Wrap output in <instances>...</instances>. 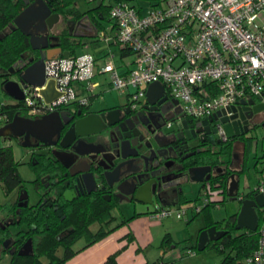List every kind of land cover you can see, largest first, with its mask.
<instances>
[{
    "label": "built area",
    "instance_id": "obj_1",
    "mask_svg": "<svg viewBox=\"0 0 264 264\" xmlns=\"http://www.w3.org/2000/svg\"><path fill=\"white\" fill-rule=\"evenodd\" d=\"M109 17L111 30L99 31L98 40L129 51L131 60L120 69L110 50L100 68L90 53L46 60V81L54 82L59 95L46 103L43 88L27 87L22 103L28 117L88 105L89 97L79 96L76 85L92 94L99 86L93 82L97 68L111 89L132 103L144 100L149 85L159 82L192 119H207L242 100L264 96V0H157L145 13L140 5L121 1L112 5ZM9 117L0 105V129L10 122ZM216 131L220 139H227L219 121ZM254 190L264 194V182ZM236 199L241 202L244 196L236 195ZM201 201L202 206L194 203L191 208L156 203L149 216L158 222L183 220L189 209L199 214L218 196L205 190ZM261 215L256 248L245 264H264V207Z\"/></svg>",
    "mask_w": 264,
    "mask_h": 264
},
{
    "label": "flooded vegetation",
    "instance_id": "obj_2",
    "mask_svg": "<svg viewBox=\"0 0 264 264\" xmlns=\"http://www.w3.org/2000/svg\"><path fill=\"white\" fill-rule=\"evenodd\" d=\"M62 22L66 23V27L63 29H67L74 39H80L81 36L87 35V30H89V33L92 32L89 27V21L86 19L77 23L63 20ZM54 27L48 31L47 36L50 38L49 43L51 47L58 48L57 35L60 31L54 32ZM24 64L22 62L19 65L22 67ZM7 79L16 80L17 75L7 76ZM253 100H255L256 104L259 103L256 98H253ZM176 102V100L172 99L165 92L162 97L153 98L152 102H149L145 98L137 103H132L126 98L123 103L103 106L99 109H92V106L88 104L86 106L73 105L67 108L52 110L46 115L56 112H67L68 114L62 126L59 128V132H55L56 134L50 140L51 144H45L34 137H30L27 140L29 147H24L29 155V167L34 174V179L31 181V184L35 194V200L31 201V195L26 189L25 184V188L12 192L14 193V201L7 203L16 205L18 209L16 211L17 213L23 208L36 210L39 207L46 206L43 210L52 209V211L57 212L59 215L62 212L59 205L60 199L71 204L86 196L97 197L101 202L114 205L115 209H119L124 204L135 206L139 204L136 201L137 199H148L149 197L156 204L164 201V199L170 198L173 192H177L182 182L190 178L188 170L191 167H207L188 166V160L199 153L209 151L212 147L229 142L238 143L243 147L246 139L252 138L251 132L260 124L264 123V111L253 114L252 118L248 120V133L235 137L234 139L227 137L226 140H223L217 135L216 126L218 122L215 121L209 123L207 127H195L194 131L190 128L187 131L183 129L185 125L182 122H186L187 126L190 127L195 123L194 120L196 119L185 116L179 102ZM259 115H263L261 123L253 125V120L259 117ZM88 116H95L92 117L93 120L101 121L98 132L79 136V134L90 133L93 130L91 128H80L77 130L74 126L77 121ZM22 117L31 120L39 118ZM162 129H166L168 132L167 136L162 133ZM197 130L200 132L198 133ZM152 131H155L154 135H152ZM186 132H189L187 136L192 137L191 140H187ZM154 136L157 137V142L160 144V147L153 140ZM9 138H15L21 146L25 142L23 136H10ZM121 143H123L125 152L127 153H134V149L136 151L138 149L140 156L144 153H147L149 156L145 145H151L155 151H158L162 155V159L158 158V160H155L156 165L149 161L146 162L150 169L156 166L155 175L149 176L148 178L143 176L145 175L144 160L139 156L135 157L134 164L129 163L127 167L131 170H137L141 166L143 170L132 173L126 178L130 182L122 188L123 193L118 189V184L110 186L105 178V168L108 165L106 159L108 160L110 158L109 153H112L111 146ZM87 150L103 152L78 156V153H85ZM127 160L129 161L131 158ZM80 170H85L92 175L89 179L91 183L87 186H82V188H78L75 183L78 176L75 173ZM158 170H160L159 173ZM215 171V169H212L211 176ZM152 172H154V169H152ZM148 181L151 182L147 185L146 192L138 196L132 193V190L135 188L138 189L139 186ZM161 182H163L162 187L165 186L166 189L168 187L167 196L160 194L158 184ZM61 189H63V192L59 196ZM67 191L72 193L66 198L64 197V193ZM256 195L257 193H254L251 197L245 199H252ZM136 197L138 198L136 199ZM260 210L262 211V208L256 209L257 220L259 219ZM3 215V222L5 227H7L11 224L10 217L6 214ZM9 229L13 234L16 233L14 228L9 227ZM217 231L226 232L224 229H217ZM11 243L12 239L4 241L3 248L8 249ZM22 252L25 254L31 252L30 240L24 243ZM7 260L8 256L3 261L6 262Z\"/></svg>",
    "mask_w": 264,
    "mask_h": 264
},
{
    "label": "trees",
    "instance_id": "obj_3",
    "mask_svg": "<svg viewBox=\"0 0 264 264\" xmlns=\"http://www.w3.org/2000/svg\"><path fill=\"white\" fill-rule=\"evenodd\" d=\"M37 0H30L31 3ZM53 14H58L63 21L79 22L88 20L91 33L74 39L67 29L60 30L57 35L58 48L63 52L68 51L69 56L75 54L86 39H95L104 24H112L109 17V10L113 4L121 1H128L132 4L136 0H95L94 5L86 11H81L78 0H43ZM90 3L88 0H85ZM26 5L23 0H0V75L7 80V73L10 69H18L20 63H28L37 53L32 51L29 38L23 35L18 29H14L13 21ZM121 55L128 56L130 52L122 50ZM61 56V55H60ZM59 56V57H60ZM2 109L9 113L10 122L16 115L27 116L26 107L22 101L15 104H2ZM253 138H248L243 145V163L238 168L234 167V144L229 142L210 148L205 153H199L188 160V166H207L215 169L211 178L205 183L204 188L214 192L218 201H213L202 210L205 213L206 224L204 229L215 227L224 229L226 234L217 242L209 243L205 250H214L222 256L220 264H245V259L254 251L257 244V232L246 229L236 230L237 213L227 217L220 222H214L211 217L210 208L221 205L229 197L230 177L238 176L246 172L245 162L248 153L252 150ZM19 164L15 161L13 151L9 145L0 146V185L3 193L8 196L15 190L25 188L26 181L22 178ZM220 169V171H218ZM63 189H61L59 196ZM181 193V192H180ZM256 191H251L245 198L251 197ZM182 194V193H181ZM236 198V197H235ZM231 199V198H230ZM61 214L39 207L33 209H20L17 213V206L10 203L0 204V214L10 217L11 224L5 227L0 221V264H66L75 255L73 246L84 240L86 245H91L108 235L112 230L106 228L115 221L112 213L115 206L104 203L97 197H83L75 203H66L60 199ZM259 212L258 225L262 217ZM93 225H98L96 232L91 230ZM121 224L117 225L120 226ZM9 227L16 231L13 234ZM12 239L8 249L3 248V242ZM31 241V252L23 253L24 243ZM179 244L173 242L169 234H166L160 244L163 252L178 248ZM193 249L197 253V246ZM62 254L59 255V251ZM8 260L4 262V258ZM117 254L107 258L103 264H117ZM153 264H161L160 261Z\"/></svg>",
    "mask_w": 264,
    "mask_h": 264
},
{
    "label": "water",
    "instance_id": "obj_4",
    "mask_svg": "<svg viewBox=\"0 0 264 264\" xmlns=\"http://www.w3.org/2000/svg\"><path fill=\"white\" fill-rule=\"evenodd\" d=\"M23 1L26 7L14 19L13 28L18 29L23 35L29 38L31 49L37 53V57L36 59L35 57L31 58L28 63L24 64L19 69H10L7 76L11 77L13 75H17L16 80H6L2 77V75H0V79L2 78V80H0V91L3 92L5 96L13 99L14 101L20 102L24 99V90L27 87L30 86L43 88L41 90V95L44 101L46 103H51L58 97L59 94L55 91L54 82L51 80L46 81L45 61L60 55L64 58L69 57L68 51L63 52L60 48L51 47L49 43L50 38L47 36L48 31L59 23L60 17L58 14H53L43 0H37L33 3H31L30 0ZM164 93V87L159 82H154L147 88L146 99L149 102H152L153 98H160L164 95ZM263 98L264 96L257 99L259 102L258 104H256L255 100L253 99L242 100L238 103V105L232 106L227 110H221L210 118L194 120L196 124L194 123L190 127L187 126L186 122H182L185 125L183 129H186L187 131L190 128L194 131L195 127H207L209 123L219 121L223 124L227 137L234 139L235 137L248 133V120L252 118L253 114H258L264 111ZM176 103H178V101ZM227 113H231V115L227 116ZM67 114V112L50 113L48 115L41 116L36 120H31L20 115H16L10 123L0 129V136H23L25 140V142L22 143L23 147H29L27 140L30 137H34L37 140L50 145V140L57 132H59V128L62 126ZM92 117L95 116H88L75 123L74 126L77 130L80 128H91L94 130H92L90 133L79 134V136L98 132L101 121L93 120ZM106 120L108 121L107 117ZM197 132L199 133L200 131L197 130ZM151 133L154 135L155 131H152ZM162 133L165 136L168 135L166 129H162ZM187 133L189 132H186V136ZM191 139L192 137L187 136V140ZM153 140L160 147L156 136L153 137ZM145 148L148 150L149 156L147 153H144L142 156H140L138 149L137 151L134 149V153H127L125 152L123 143L111 146L112 153H109L110 158L108 160L106 159L108 165L105 168V178L110 186L118 184V189L121 191V193H123L122 188L130 182L126 178L132 173L141 172L143 170L141 166H139L137 170H131L129 167H127L129 163L134 164V158L138 156L141 157V159H143L145 162V175L143 176L148 178L149 176L155 175L156 166H153V168L151 167L150 169L146 162L149 161L156 165L155 160H158V158L162 159V155H160L158 151H155L151 145H145ZM102 152L87 150L85 153H78V156H86L91 153L99 154ZM128 158H131V160L128 161ZM152 169H154V172H152ZM211 171L212 169L210 167H191L188 170V174L190 175L188 180L192 182L208 181L211 178ZM159 172L160 170H158V173ZM75 175H78L75 180L76 186L78 188H82V186H87L91 183L89 179L92 175L89 172L80 170L77 171ZM150 182L151 181H148L145 184L139 186L138 189L135 188L132 190V193H134L136 196L143 194V192H146V187ZM162 184L163 182L158 184V189L161 192L160 194L162 196H167L168 187L166 189L165 186L162 187ZM237 191L238 180L234 175H232L229 182V197L231 199H235ZM71 193L72 192L69 191L65 192L64 197L67 198V196ZM137 198L138 197H136V199ZM136 201L145 205H154L150 197L148 199H137ZM263 207L264 194H257L252 199L243 200L237 213L235 229H246L255 232L258 226L256 209ZM225 234L226 232L217 231L215 227L204 229L200 232L198 237L197 251H204L210 242L218 241Z\"/></svg>",
    "mask_w": 264,
    "mask_h": 264
},
{
    "label": "rangeland",
    "instance_id": "obj_5",
    "mask_svg": "<svg viewBox=\"0 0 264 264\" xmlns=\"http://www.w3.org/2000/svg\"><path fill=\"white\" fill-rule=\"evenodd\" d=\"M135 2L137 5H140L142 7L143 12L145 13L148 12L152 8V6L156 4L157 0H136ZM77 4L81 11H86L88 8H91L94 5V3H87L85 0H78ZM65 27L66 23L62 22V19H60L59 24L54 27L53 31L58 32ZM85 42L91 43L89 42V40ZM98 43L101 47L107 48V45L103 44L101 41L97 42V44ZM111 50L114 52L116 58H119V48L116 46H112ZM86 52H92V49H85L84 47L79 48L76 50L75 54L79 55ZM99 98V100L94 99L95 101H92L95 108L100 107L101 105L105 106L123 103L126 99V96H122L118 92L112 90L104 92L103 96ZM12 102L13 100L11 98L5 96L3 92L0 91V105ZM262 116L263 115H259V117L254 119L253 125H255L256 123H261ZM251 137L253 138L252 150L248 153V157L245 162L247 170L246 172L240 173L238 175V193L239 195L244 196L248 195L251 191H253L255 187L260 183V181L264 179V173L260 174L264 164V123L260 124L251 132ZM0 144H6L11 146L15 161L19 164V172L24 181H26V189L31 195V201H34L35 194L32 190L33 188L31 184V181L34 179V174L29 167L28 153L15 138L10 139L9 136L4 139V143L3 140L0 138ZM242 153V145L235 143V158L233 165L236 168H238L240 164L243 163ZM255 168L258 170V172H256ZM199 185L200 184L189 180L182 182L179 188H182V192L185 194V196H187L189 200L192 201L183 203L179 206L191 208L194 203L202 206V197H199ZM171 198L168 199L170 200ZM9 201H14V193H11L10 195L6 196L3 193L2 186L0 185V204L3 205ZM240 205L241 203L237 199L226 198L225 202L220 205V208H210V213L212 214L214 220L222 221L223 219H226L227 217L234 215L236 212H238L240 209ZM135 207L138 211L141 210L144 213L151 212L153 210V207L151 205L137 204L134 206L124 204L119 207V209H116L114 211V215H116L118 219L121 215L127 216L134 211ZM193 214V211L189 209L186 217L183 220L169 218L163 221L166 229H168V232L170 233V237L172 238L173 242H177L179 244L178 247L182 246V248H184L186 245H188V243L186 242L190 241V239L197 240L200 229L204 225L205 213L197 214L196 216H194V218ZM2 219H4V215L0 214V221H2ZM98 229V225H93L91 227V230L93 232H96ZM182 248L180 247L179 249L181 250ZM61 254L62 251L60 250L59 255ZM221 260L222 256L217 255L214 250H206L202 252L198 251L194 257L187 258L185 262H182V264H220Z\"/></svg>",
    "mask_w": 264,
    "mask_h": 264
},
{
    "label": "crops",
    "instance_id": "obj_6",
    "mask_svg": "<svg viewBox=\"0 0 264 264\" xmlns=\"http://www.w3.org/2000/svg\"><path fill=\"white\" fill-rule=\"evenodd\" d=\"M111 27H112V24H104V28L101 30H104L107 28L111 30ZM87 31H88L87 34H89V30ZM87 40H89V42L91 43L85 42ZM85 41L83 42V45L80 48H83V47L85 49L91 48L92 52H86V53H90L95 56L98 62V66H99L97 67L100 68L103 57L106 55L108 50L112 51L111 48L113 45L106 44L108 48L107 49L105 47H101L99 43L97 44V42H99L98 38L86 39ZM102 43L105 44L104 42ZM130 60H131L130 55L122 57L120 50H119V58H116L115 56L116 65L120 69H123V64L126 62H129ZM98 68L96 70V74L93 79V82L98 83L99 86L93 89L92 94H88L87 92H85L81 85H76V89L78 91L79 96L89 97V105L92 106V109H99L104 106V105L103 106L101 105L100 107L95 108L92 102V101H95L94 99L99 100L100 99L99 97H102L104 92L112 91L107 77L99 74ZM15 103L16 101L13 100L12 103H6V104H15ZM105 106H111V105H105ZM2 137H4L2 139L4 143V139L7 138V136H0V138ZM3 145H6V144H3ZM256 172H258L257 169H256ZM263 173H264V164H263L260 174H263ZM236 178L238 180V176H236ZM204 182L206 183L207 181H204ZM204 182H195V183L200 184L199 185V197H202L206 190L204 188ZM261 182H264V179L261 180L260 183ZM236 195H239L238 191ZM170 198H171L170 200L164 199L165 202L160 201L158 203H160V205L162 206H171V207L176 206L177 207L183 203L192 201V200H189L187 196H185V194L182 192V188L181 189L179 188L177 192L176 191L173 192ZM215 208H220V205H216ZM114 211L112 215L115 218V221L106 228V230H109V231L112 230V231L108 235H106L104 238H102L101 240H98L97 242L92 243L91 245H86V242L83 239L79 240L73 246L75 255L72 258H70L66 262V264H103L107 260V258L113 254H117V258H116L117 264H153L158 261H160L161 264H182V262H185L187 258L194 257V256H190L188 254V251H192L193 249H190V248L193 247L194 245L197 246L199 234L201 231L204 230V227L206 224V220L204 218V225L200 229L197 240L190 239V241L186 242L188 243V245H186L184 248L180 246L182 248L181 250L179 249L180 247H178L176 249H172L165 253L160 248V244L164 236L166 234L170 235V233L168 232V229H166L164 225V222H163L164 220L160 222L154 221L149 216L150 212L144 213L141 210L138 211L136 207L131 214L127 216L121 215L119 216V219L117 218L116 215H114ZM196 215L197 214H193V218ZM211 217L214 222H220V221L214 220L212 214H211ZM119 224L121 225L117 227V225Z\"/></svg>",
    "mask_w": 264,
    "mask_h": 264
}]
</instances>
